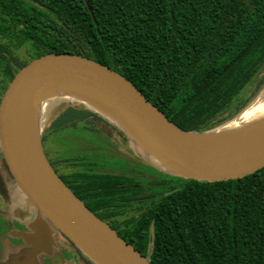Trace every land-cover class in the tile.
Masks as SVG:
<instances>
[{"label":"trees","instance_id":"1","mask_svg":"<svg viewBox=\"0 0 264 264\" xmlns=\"http://www.w3.org/2000/svg\"><path fill=\"white\" fill-rule=\"evenodd\" d=\"M0 35L6 50L28 42L34 50L14 65L0 48L2 95L23 66L50 53L121 73L187 131L224 125L264 93V0H0ZM95 121L119 129L91 108L69 105L49 131L94 133ZM150 166L151 177L94 169L60 177L93 212L113 204V228L152 264H264V167L209 182ZM130 209L140 213L127 216Z\"/></svg>","mask_w":264,"mask_h":264},{"label":"water","instance_id":"2","mask_svg":"<svg viewBox=\"0 0 264 264\" xmlns=\"http://www.w3.org/2000/svg\"><path fill=\"white\" fill-rule=\"evenodd\" d=\"M66 94L89 104L62 98ZM50 99L97 111L128 136L139 157L173 176L226 181L264 167V128L232 136L213 134L231 120L205 132L187 131L110 67L77 54L43 55L16 73L0 101V148L24 198L19 206L32 219V233L17 235L38 250H49L55 241L51 224L95 264H152L71 190L48 159L42 117L35 127L33 109ZM0 193L10 201L1 177Z\"/></svg>","mask_w":264,"mask_h":264},{"label":"rangeland","instance_id":"3","mask_svg":"<svg viewBox=\"0 0 264 264\" xmlns=\"http://www.w3.org/2000/svg\"><path fill=\"white\" fill-rule=\"evenodd\" d=\"M17 55L20 61L28 59L27 49L25 48L19 50ZM262 76L263 73L248 87V93L252 92ZM56 102V99L49 101V105L43 111L41 137L48 159L60 174H68L76 170L94 169L104 172L136 173L140 177H151V175L145 173L154 172L150 166L151 162L139 157L136 150L131 147L128 136L110 124L95 121L94 124L98 131L94 133L84 130L80 126L77 128L68 127L53 132L49 131L54 121L69 105L83 106L82 103L61 102L56 104ZM77 158L83 159L79 165H69L64 162L67 159ZM0 174L7 178L11 177L1 148ZM138 202H135V205ZM10 209V202L0 197V211L9 214ZM134 213H140V211L133 209L127 216ZM22 230L17 222L0 215V264H24L29 260L26 252L21 258L17 259L16 248L13 246L16 242L24 241L21 236L17 235V232ZM69 247V249L63 250L61 246H56L55 249H59L66 259H74L77 252L79 260L76 262L71 260L69 264H88L86 256L76 250V246L75 248L73 246L74 250L71 246Z\"/></svg>","mask_w":264,"mask_h":264},{"label":"flooded vegetation","instance_id":"4","mask_svg":"<svg viewBox=\"0 0 264 264\" xmlns=\"http://www.w3.org/2000/svg\"><path fill=\"white\" fill-rule=\"evenodd\" d=\"M6 43H7L6 38L0 35V48L4 51L3 56L7 54L9 57L15 58V60L13 61L14 65H16L17 63L16 62V59L18 58L17 52L19 50L23 48L27 49L28 59H31L34 55V50L32 49L30 42L26 43L20 48H14L12 45H9L7 47L9 48L8 50H6ZM55 170L60 175L59 171L56 168ZM0 177L4 181L5 187L7 188L9 197H10L9 202H10L11 209L8 212L9 214H7L6 218L17 222L18 225L21 227V229H23L22 231H19L17 233H21V232L32 233L31 231L32 229L30 228V225H29V221L32 220L31 215H30V212H28L27 210H24V208H20L19 206L21 198L19 197V193L17 191L15 181L13 180L12 177L7 178L1 174H0ZM0 197L3 198L1 193H0ZM3 199L6 200L5 198ZM96 206H97V213L107 217L108 220L103 219L100 215L98 216L101 217L104 221H106L111 227H113V204L111 207L104 206L101 203L96 204ZM131 210L132 209L128 210L126 212V215L129 214ZM50 227L52 229V233H53L55 241L53 242L49 250H46V251L38 250V249H35L33 246L27 244L25 241H20V242H16L13 244V246H15L16 248V253H17L16 258L17 259L21 258L26 252L28 253L29 260L24 262V264H69L71 260L74 262L79 260V257H78L79 255L77 254L76 251H75L76 256L74 257V259H69V258L66 259L59 249L57 248L55 249L56 246H61L63 250L69 249L70 248L69 246H71L73 249V246L75 248V245L69 239H67L59 230L53 229L51 224H50ZM40 248H47V247L41 245ZM75 249L77 250V248ZM31 259H32V262H30Z\"/></svg>","mask_w":264,"mask_h":264},{"label":"bare ground","instance_id":"5","mask_svg":"<svg viewBox=\"0 0 264 264\" xmlns=\"http://www.w3.org/2000/svg\"><path fill=\"white\" fill-rule=\"evenodd\" d=\"M62 98L76 99L82 103L89 104L88 102L72 94H66L62 96ZM51 100L52 99L43 102L33 109L35 127L36 124L37 125L39 124V120L42 117L43 111L45 110L46 106L49 105L48 102ZM68 110H70V108ZM263 128H264V93L255 102V104H253L248 110H246L243 114H241L238 118L234 119L229 124L215 130L213 134L218 136H232V135L260 131Z\"/></svg>","mask_w":264,"mask_h":264}]
</instances>
